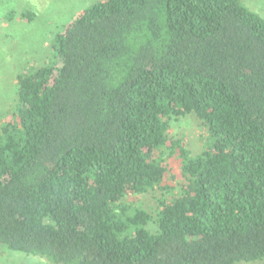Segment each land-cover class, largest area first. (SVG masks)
Wrapping results in <instances>:
<instances>
[{
  "label": "trees",
  "instance_id": "1",
  "mask_svg": "<svg viewBox=\"0 0 264 264\" xmlns=\"http://www.w3.org/2000/svg\"><path fill=\"white\" fill-rule=\"evenodd\" d=\"M53 48L0 126V248L264 264V17L242 0H98ZM188 115L209 127L197 155L170 135ZM179 156V193L132 198L165 188Z\"/></svg>",
  "mask_w": 264,
  "mask_h": 264
},
{
  "label": "rangeland",
  "instance_id": "2",
  "mask_svg": "<svg viewBox=\"0 0 264 264\" xmlns=\"http://www.w3.org/2000/svg\"><path fill=\"white\" fill-rule=\"evenodd\" d=\"M98 0H1L0 1V126L18 104V75L32 66L49 63L54 57L53 40L85 7ZM264 17V0H242ZM170 135L181 138L192 155L211 142L209 127L194 115L171 121ZM165 188L132 197L148 209L157 198L179 193L183 181L179 157L169 159ZM167 188V189H166ZM0 264H52L46 259L0 248ZM239 264H261L260 262Z\"/></svg>",
  "mask_w": 264,
  "mask_h": 264
}]
</instances>
